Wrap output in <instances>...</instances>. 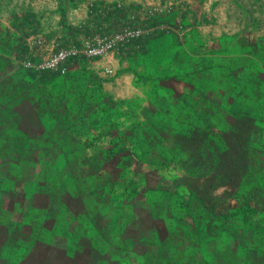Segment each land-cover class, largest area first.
<instances>
[{
    "label": "trees",
    "instance_id": "16d2710c",
    "mask_svg": "<svg viewBox=\"0 0 264 264\" xmlns=\"http://www.w3.org/2000/svg\"><path fill=\"white\" fill-rule=\"evenodd\" d=\"M10 48L3 50L11 54ZM258 50L247 53L264 59V51ZM6 66L0 56V83H5ZM261 69L253 63L238 66L220 102L206 103L207 114L198 111L197 100L191 101L195 112L166 130L160 153L164 161L181 158L186 174L165 192L163 182L157 188L150 178L143 185L133 178L128 196L144 198L139 203L145 204V214L136 220L133 213L125 214L123 225L118 216L88 210L82 194L88 185L81 187L78 176L75 190L68 192L67 177L57 186L50 167L44 178L32 175L38 166L33 154L54 150L70 165L53 145L59 137L55 131L62 128L60 111H48L44 104L40 122L19 121L10 127L8 117L0 114V264H264V175L255 174L264 171L258 159L264 154ZM201 85L199 93H213V87ZM7 90L0 86V96L9 95ZM212 115L221 121H212ZM47 141L53 144L47 146ZM157 191L158 200L146 194ZM39 196L46 198L38 208ZM9 198L13 205L22 203L19 211L28 213L27 219L18 216L2 223ZM223 236L231 239L224 251L218 245L209 248ZM55 239H65L66 245L56 247L58 255L45 262L44 253Z\"/></svg>",
    "mask_w": 264,
    "mask_h": 264
},
{
    "label": "rangeland",
    "instance_id": "374dc122",
    "mask_svg": "<svg viewBox=\"0 0 264 264\" xmlns=\"http://www.w3.org/2000/svg\"><path fill=\"white\" fill-rule=\"evenodd\" d=\"M65 1L68 0H59L60 5ZM120 1L117 7L113 8L117 11L114 25L86 39L120 32L124 29L140 30L139 36L131 39L126 45H119L111 54L116 51L123 54V51H127L130 46L135 67L143 60H156L159 65L165 66V73L171 74L176 71L178 81L169 88H172L175 96H179L178 93H180L196 97L198 107L200 106L198 111L203 110L207 106L206 103L212 99L211 105L215 104L214 101L220 102L225 93L226 82L228 78L235 75L238 66L253 63L259 70L262 68L264 77V59L247 53L252 48L264 51V0H132L133 4H124V0ZM32 2L34 0H0V56L7 62L3 72L6 74L5 83H0V86L9 91V95L0 96V114L8 117L5 120L7 127L19 121L23 125L28 121L40 122L44 104L47 106L46 110L53 109L67 116L68 107L77 104L74 99L81 90V82L75 79L73 73L37 75L21 67L20 60L26 55L28 44L20 42V45L14 48L7 35L10 31L13 34L17 30L27 32L26 29L30 27L29 20L35 21L30 16L34 15L33 8L30 7L32 9L30 15L28 12ZM105 11L108 12L107 9ZM121 12L128 15L125 22L118 20ZM3 35H6V38H3ZM1 43L11 46V54L3 50L5 46H1ZM32 45L35 44L32 43ZM200 84L208 88L213 87V93L207 95L199 93L197 86ZM28 97L34 100H28ZM42 98L45 103L38 104ZM203 112L207 114L208 111L204 109ZM214 116L212 115L214 122L221 119ZM182 117L184 118V112L181 114V119ZM228 118L231 121L230 116ZM66 120L69 122L70 119ZM66 120L61 121L62 123L58 126L66 127ZM107 120L110 119L107 118ZM118 120L119 118L117 122L113 121L114 124L101 118L99 123L93 124V129L89 133L80 137L82 143L78 139L74 141L66 139L64 141L66 149L77 150L69 157L70 165L61 160L57 153L54 155V150L50 153L33 154L32 159L36 164L38 163V166H35L32 175L44 178L46 170L50 167L53 183L57 186L63 178L67 177L70 183L68 192L75 190L74 177L78 176L81 187L88 185L86 189H82L88 210L92 213L101 210L105 215L118 216L121 221L119 225H123L125 221L123 215L129 216L133 213L136 220L140 216L139 213H144L145 204L139 203L144 198L142 197L140 201L141 198L134 200L128 196L133 178L142 185L147 183V178H150L149 183L157 188L163 182L167 186L162 189L165 192L169 186L173 185L172 181L175 178L186 174L187 169L181 158L177 157L171 161L163 160L160 153L165 145V138L154 143L158 146L157 150L151 152L146 147V149H140V154L136 157L126 155L115 158L107 155L108 157L97 161L91 160L89 156L103 150L101 148L110 143V137L117 136L118 130L123 140L115 144L125 147L126 140L127 145L129 144L130 136H126L124 132L126 125ZM185 121L189 120L185 119ZM42 122L45 121L42 120ZM10 130H13V127ZM61 132L56 130L55 135H61ZM42 139L38 140L43 142ZM112 141L113 139L111 140L113 144ZM52 144L48 141L46 143L47 146ZM258 159L264 164V154H259ZM42 170L45 172L40 175ZM255 174L260 177L264 175V171H258ZM57 188L62 193V189ZM146 194L154 200H158L160 196L159 191ZM45 198L44 196L37 198L38 208ZM232 202L235 204L236 201ZM17 206L12 204L10 198L6 199V212L1 216L4 225L19 219ZM25 206L28 207L29 204L26 203ZM262 216L260 214V218ZM229 242H231L230 237L223 236L210 244L209 248L212 249L213 245H218L220 251H224ZM133 263H137V260L135 259Z\"/></svg>",
    "mask_w": 264,
    "mask_h": 264
},
{
    "label": "crops",
    "instance_id": "0c3cea01",
    "mask_svg": "<svg viewBox=\"0 0 264 264\" xmlns=\"http://www.w3.org/2000/svg\"><path fill=\"white\" fill-rule=\"evenodd\" d=\"M46 1L34 0L29 6V15L32 7L34 15L30 16L35 21L29 20L30 27L26 29L27 32L17 30L13 34L10 31L7 35L14 48L23 42L28 44L26 54L42 56L64 43L83 44L87 37L114 25L117 11L113 8L121 2L68 0L60 5L59 0ZM124 2L133 4L132 0ZM118 16V20L125 22L128 15L121 12ZM35 40H41L42 44L35 43ZM129 47L123 54L116 51L105 58L82 59L72 65L70 73L75 74V79L81 82V90L74 99L77 104L68 107L67 116L60 114L61 121L67 118L70 120H66V127L59 130L62 131L61 135L53 144L68 159L77 150H67L64 141L78 139L81 142L80 137L89 133L93 124L99 123L101 118L112 123L119 118L118 122L126 125L124 132L126 136H130V140L128 145L126 140L125 147L115 144L123 140L118 130L117 136L110 137V143L102 147L103 150L89 156L93 161L107 155L115 158L126 155L136 157L140 154V149L146 147L151 152L155 151L158 146L154 143L167 136L166 130L180 122L183 112L184 115L195 112L191 101L196 100V97L180 93L175 96L172 88H169L178 81L176 71L165 73V66L159 65L156 60H143L135 67ZM107 66L113 67V74L108 75L105 72ZM81 147L85 148L82 145Z\"/></svg>",
    "mask_w": 264,
    "mask_h": 264
},
{
    "label": "built area",
    "instance_id": "2783aa9c",
    "mask_svg": "<svg viewBox=\"0 0 264 264\" xmlns=\"http://www.w3.org/2000/svg\"><path fill=\"white\" fill-rule=\"evenodd\" d=\"M140 30L124 29L120 32L95 36L92 39L84 40V43H64L54 47L48 54L37 56L27 53L21 60V67L37 75L55 73L66 75L71 72L72 65L82 59L108 57L119 45H126L131 39L139 36ZM35 43L42 44L41 40ZM107 74H113L112 66L105 67Z\"/></svg>",
    "mask_w": 264,
    "mask_h": 264
},
{
    "label": "water",
    "instance_id": "95a60500",
    "mask_svg": "<svg viewBox=\"0 0 264 264\" xmlns=\"http://www.w3.org/2000/svg\"><path fill=\"white\" fill-rule=\"evenodd\" d=\"M263 72H264V68H263ZM18 206V210H17V213L19 214V216L23 217V218H26L25 216H28V213L27 214H24V213H21V211H19L21 209V203H16ZM27 219V218H26ZM51 244H49V249L44 253V256H43V261L45 262H49L51 261L54 257H56L58 255V250H55L56 247H65L66 245V241L65 239L64 240H61V239H55L53 241L50 242ZM91 251V250H90ZM89 252L86 251L85 253ZM93 256H96V258L98 257L95 254H92Z\"/></svg>",
    "mask_w": 264,
    "mask_h": 264
}]
</instances>
